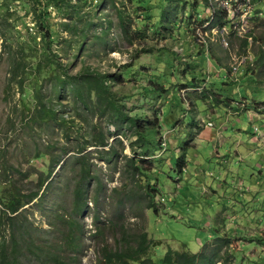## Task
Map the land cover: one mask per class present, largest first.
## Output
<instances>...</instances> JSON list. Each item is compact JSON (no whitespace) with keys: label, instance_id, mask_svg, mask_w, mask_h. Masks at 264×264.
Returning <instances> with one entry per match:
<instances>
[{"label":"rangeland","instance_id":"rangeland-1","mask_svg":"<svg viewBox=\"0 0 264 264\" xmlns=\"http://www.w3.org/2000/svg\"><path fill=\"white\" fill-rule=\"evenodd\" d=\"M87 1L84 13L95 23L88 39L70 45V34L60 29L57 59L71 73L91 68L116 74L119 83L113 89L128 113L152 128L140 143L135 127L118 130L110 115L76 108L69 94L57 99L48 82L44 95L68 121V134L53 123L32 129L26 116L36 101L31 96L23 101L15 84L9 88L14 57L5 45L32 41L34 15L29 5L13 2L9 21L0 20V193L13 188L43 194L21 208L16 219L25 227L20 261L40 264L26 245L72 257L56 249L64 239L59 218H74V190L81 177L66 160L54 167L48 151L74 150L105 130L117 154L108 163L102 160L105 152L87 147L94 179L87 186L89 206L77 216L85 232L75 264H96L104 242L115 245L123 233L126 240H137L144 231L153 240L145 258L155 264H166L170 248L206 254L213 264H264V112L251 108L264 109L257 104L264 101V0H252L245 12L230 17L226 10L241 11L240 2L187 0L175 10L171 2L155 0L148 6L135 0ZM52 14L58 24L67 20L56 9ZM218 15L225 26H218ZM37 42L42 45L41 35ZM240 56L245 61L235 81L231 71ZM127 65H133L131 70L125 71ZM193 77L197 87L191 86ZM208 126L223 133L224 140L199 142ZM183 156L187 164L181 172L177 163ZM138 165L149 171V182ZM150 202L154 207L147 208ZM4 210L0 202V245H8L13 233Z\"/></svg>","mask_w":264,"mask_h":264},{"label":"trees","instance_id":"trees-1","mask_svg":"<svg viewBox=\"0 0 264 264\" xmlns=\"http://www.w3.org/2000/svg\"><path fill=\"white\" fill-rule=\"evenodd\" d=\"M15 1H21L30 6L29 11L33 12L35 23V27L31 29L33 32L30 33L34 34L32 35V41L18 43L17 45H13L12 43L5 45L8 52L14 54H12L14 61L10 71L9 88L12 87V84H15L21 92V99L23 101H26L30 96L36 101L34 112L26 116L27 124L33 129L35 126L43 128L46 123H53L58 128L63 129L65 135L68 134L67 128L69 126L64 127L67 125L68 121L65 117L61 116L57 108L50 104L52 99L49 101V97L44 95L45 84L50 82V92L57 99L62 100L63 96L69 94L76 108H83L95 115H110L111 122L115 125L116 129L122 130L127 126L135 127L136 134H138L137 140L142 143L146 137L143 132L152 128L149 126L151 123H148L149 125H144L141 123L140 118L134 117L128 113L126 105L113 89L114 86L119 83L116 74H106L92 70L91 68H83L77 73H71L67 65L57 59L58 53L54 50V44L55 36H60L61 34L60 29L70 34V37L67 39L70 45L74 41L82 44L88 39L90 30L95 25V23H93L94 21L91 19L90 13H84L83 8L88 1L78 0L74 3V0H0V20L3 18L6 22L9 21L12 15L11 5ZM135 1L148 6L153 0ZM155 1L157 3L171 2L169 5L174 4L173 6L176 7L174 8L175 10L179 8L180 4L183 5L187 3V0ZM100 2L101 0L98 1V4H100ZM54 9L67 20H63L58 24L52 14V10ZM169 9L168 5H166L163 11L164 18L169 15ZM226 12L228 13L227 10ZM119 14L120 19L123 20L124 16L122 11H120ZM220 16L221 15L217 16L218 26L223 27L226 21H222L224 18ZM164 21L165 19H162V28L167 29V27L163 26ZM213 23L214 22H212V24ZM123 26L124 25H122V27ZM58 27L60 28L58 29ZM157 32H159L158 29L154 30V33ZM39 35L42 36V45L37 42V37ZM132 66L133 65H127L125 71L131 70ZM133 73L134 72H132V74ZM191 80V86L197 87L193 86L195 84L193 80H196V77H193ZM183 85L186 88L190 87L185 86V83H183ZM162 90L167 89L162 87ZM217 94L222 95L221 93ZM226 98L229 99V97ZM215 99H218L217 96H215ZM257 104H264V101L257 102ZM251 108L264 112L262 107L256 106L255 104H253ZM110 135V132L101 130L99 133H92V139L87 142L88 144H79L74 150H71L70 147H64L59 155H55L54 151H48L52 155V164L54 167L58 166L63 160H66L70 165L77 166V173L81 177V181L75 186L76 188L74 190V218H59L63 226L59 227L58 230L64 235V239H62L60 245L56 249L67 251V253H73V255L69 254L72 257L68 259L66 255H58V253L53 254L51 252L48 254V252L46 253L44 250H34L29 245H26V250L37 253L39 257L38 262L40 264H75L76 260H78V252L81 250L82 246L81 237L85 232V227L80 220H78L77 216L84 213L89 206L87 186L90 181L94 179L93 162L90 161L91 155L86 153V150L88 146H96L98 152L103 151L108 155V157H104L102 160L110 163L117 154L114 144L110 143ZM98 147H110V149L102 150ZM71 151H75V153L65 158ZM146 153H148V149ZM129 161L131 162V159H129ZM186 164L187 159L185 156L181 157L177 163L178 171L180 170L182 172ZM136 169L139 170V174L142 175L144 179L149 178V171H144L140 165L136 166ZM147 182H149V179ZM100 185H102L101 181ZM151 190L157 191V188L153 187ZM40 192L41 190L33 194H22L10 188L0 193V202L5 207L4 213L8 217L13 229L9 243L7 240L8 245H0V264H24L20 261L22 248H24L23 245H21L20 239H23L21 231L25 230V227L18 225L16 219L20 209L27 203L34 201L38 197H43V194ZM92 200L95 205H98V195L94 196ZM152 207H154V205L150 202L147 208ZM95 224L97 226V221H95ZM16 229L19 230L18 233ZM134 240L131 238L126 240L125 233H123L122 239H119L115 245L104 242L100 248L99 260L96 264H155L153 258H145L148 256L153 244V240L149 238L148 232H142L138 235V239L136 241ZM223 242L225 243V240ZM203 259L204 264H213V258L208 257L206 254L191 253L189 251L180 252L170 248L163 261L166 264H198Z\"/></svg>","mask_w":264,"mask_h":264},{"label":"built area","instance_id":"built-area-1","mask_svg":"<svg viewBox=\"0 0 264 264\" xmlns=\"http://www.w3.org/2000/svg\"><path fill=\"white\" fill-rule=\"evenodd\" d=\"M233 3H235L236 4V6H238L237 5V3L238 2H240L241 4H240V10L241 11H239V9H235L234 10V8H232V10L230 9L229 11H228V15H229V17H230V15L232 14V13H234V14H236V15H238V13L239 14H241L240 12H245V10H246V7H251V5H252V0H231ZM214 12H215V10H214ZM216 13V12H215ZM229 17H228V20H229ZM231 22V21H230ZM232 25H233V23H232ZM231 25V26H232ZM240 57H242L241 59H239V61L237 62V64H234L233 66H232V76H234L235 78H233V80H235V81H238V73H239V71H240V65L245 61V58L243 57V56H240ZM230 76V75H229ZM231 76V77H232ZM210 125H213L212 124V122L210 123Z\"/></svg>","mask_w":264,"mask_h":264},{"label":"crops","instance_id":"crops-1","mask_svg":"<svg viewBox=\"0 0 264 264\" xmlns=\"http://www.w3.org/2000/svg\"><path fill=\"white\" fill-rule=\"evenodd\" d=\"M221 97H225L226 98V96H224V95H221ZM211 106H215L216 108H219L220 107V105L217 104V103H215V104L213 103V104H211ZM203 132H204V137H200V141L199 142H203V141H207L208 140V141H212V142H217L218 143L219 142V139L222 140V138H223V140H224V134L222 133V134L219 135V133H218V131H217L216 128H213V127H209L208 126L207 128H205L203 130ZM240 138H241V136H240ZM199 142L197 143L198 144L197 147L201 146V143H199ZM216 145H218V144H216ZM217 153H219V150L218 149H217ZM238 153L239 152H237V154ZM183 169L185 170V167Z\"/></svg>","mask_w":264,"mask_h":264}]
</instances>
